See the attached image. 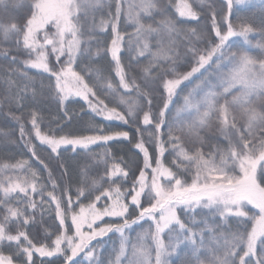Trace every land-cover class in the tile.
Instances as JSON below:
<instances>
[{
    "label": "snow or ice",
    "instance_id": "1",
    "mask_svg": "<svg viewBox=\"0 0 264 264\" xmlns=\"http://www.w3.org/2000/svg\"><path fill=\"white\" fill-rule=\"evenodd\" d=\"M207 2L177 0L172 5L173 17L161 0H0V44L11 45L0 47V55L13 65L22 63L24 70L19 74L29 81L34 80L29 69L46 75L61 105L70 96L80 97L106 121L136 124L139 138L134 147L143 158L135 175L122 166V159L117 162L105 151L96 161L105 165L103 175L86 185L82 181L73 194L71 187L57 182L48 163L38 156L32 135L59 155L62 146L89 151L98 142L128 140L129 132L105 133L104 128L92 126L95 134L57 137L41 130L42 119L35 109L28 113L31 132L25 127L22 111L12 114L21 140L48 177L44 182L27 159L0 163V264H37V254L62 257L64 264H102L92 241L112 232L119 233L120 244L109 264H173L170 258L182 246L193 258L186 264H264V103H257L264 101V42L253 45L249 39L257 31L264 35V23L257 28L239 17L234 23V4L244 0H223L226 13L210 11L215 39L208 40L206 31L184 27L200 18L194 5L203 8ZM11 10H23L22 21L5 22L3 17ZM122 17L133 26L131 34L120 30ZM109 29L110 44L93 53V41ZM126 36L129 53L135 51L137 59H147L143 84L130 77L122 63ZM233 37L242 38L259 54L244 48L233 50ZM181 38L188 41L183 57L178 50ZM201 44L208 46L199 47ZM13 49L27 59L18 60L11 55ZM101 52L110 54L118 83L99 70L88 67L86 71H95L109 94L118 96L115 107H109L95 85L74 69L81 57ZM181 60L190 65L187 71H178ZM157 80L159 88L149 90ZM8 83L14 85L15 81L9 76ZM29 86L25 84L16 96L20 109ZM154 92L160 93L162 103L156 111ZM36 95L33 89V98ZM181 95L183 103L169 121L170 105ZM121 105L125 111L118 110ZM181 113L187 119L180 120ZM213 130L211 138L201 135ZM210 139L217 143L205 151ZM165 153L171 156L168 163ZM59 167L61 175H66L67 168ZM36 195L39 201L34 199ZM37 209L41 217L54 212L59 221L58 232L44 228L40 242L28 232L37 223ZM204 210L213 220L219 217L220 223L197 220ZM106 217L114 220L105 221ZM141 221L150 227L137 234L129 253L126 230ZM53 235L50 245L44 242ZM5 247L12 251L5 254ZM80 254L83 260L76 261Z\"/></svg>",
    "mask_w": 264,
    "mask_h": 264
},
{
    "label": "trees",
    "instance_id": "2",
    "mask_svg": "<svg viewBox=\"0 0 264 264\" xmlns=\"http://www.w3.org/2000/svg\"><path fill=\"white\" fill-rule=\"evenodd\" d=\"M177 2V0H161V4L167 8L168 12L175 17V9L172 7ZM196 10L200 12V18L198 21H188L184 27L191 28L195 27L198 31L207 32V39L214 40V33L211 30V18L210 11L212 9L216 10L218 13H226L227 9L223 3V0H208L207 4L200 8L198 5H194ZM24 11L21 10L17 12L11 10L8 14L4 15L5 22H8L12 19L16 21H22ZM247 18L253 25L257 28L264 23V7L261 5H250L247 7H234L232 20L235 23L237 18ZM160 17L157 16V19ZM219 19V16H218ZM124 21L123 17L121 22ZM133 26L129 28L127 32L132 30ZM110 35V29H109ZM111 39V36H109ZM233 42V50L237 48H244L250 51L253 55H258L259 50L254 47H249L243 43L242 38L233 37L231 38ZM249 39L252 41L253 45L257 42H264V35L259 31L250 34ZM110 41V40H109ZM188 41L181 38L179 40V52L184 55L187 51ZM199 47H207V44L198 45ZM0 47L8 48L11 47L10 44L4 43L0 44ZM11 55H17L18 60L22 61L27 59V56L23 53H17L15 49L12 50ZM191 54L189 53V58ZM63 59V58H62ZM121 60L125 66L126 71L130 77H136L137 83L143 84L141 79L142 69L147 64V59L145 57L136 58L134 52L129 53L127 47L124 45L121 52ZM52 63L55 64V60H52ZM91 67L93 70H99L104 77H110L112 82H118V77L115 76L113 71V64L111 62L110 54L101 53L97 59L88 58L87 60H82L78 63L77 67L74 69L78 72H81L84 75L85 80L90 85H95L94 90L104 99L109 107L117 106L113 101H109L105 93L101 91L102 89L98 87V84L104 83V81H98L96 79V72H88L86 69ZM190 65L184 64V61H179L178 71L184 72L189 69ZM12 69H18V71H11ZM24 70L22 63L11 64L9 59L0 55V163L3 162H15L20 159H27L31 162L33 168L40 172L44 182H47L48 171L44 170L43 166L39 163L37 159L32 157L29 148L25 146V143L20 138L19 125L18 122L13 119V115H20L21 111L24 114V123L26 129L31 132V124L28 123V113L30 110L35 109L42 119L41 130L49 133H54L57 137L60 135H91L95 134L91 131L92 126H99L104 128L105 133L110 131H128L129 139L124 140L123 138L109 141L106 145L103 142H98L97 144L90 145V150L85 151L77 148L76 151H73L71 146H62L59 149V155L51 153L50 149L45 145H40L39 141L35 139L34 134L32 135V143L37 145L36 152L39 157L43 158L46 163H48L49 168L51 169L53 177L60 183L62 186H69L72 188L73 194L75 188L80 186L82 181L84 184L91 182V179L99 178L103 175L105 170V165L102 163H97L99 156L105 151H110L116 158L117 162L121 159L125 162L122 166H127L131 168L135 175H138L139 167L142 166L143 158L142 154H138V150L135 149L134 145L137 141L138 134L136 131V124L129 123L125 125L120 121H106L101 116H96L95 113L91 111L88 104L80 97L70 96L68 100L64 102L63 105L59 103V100L49 85L50 81L47 76H41L36 73V70L29 69L28 75L34 77V80L29 81L25 77L21 76L20 71ZM10 78L15 81L14 85L8 83ZM25 84H29V88L24 94V100L22 101L23 108L20 109L16 105V96L18 92L23 88ZM43 84V87L41 86ZM152 88H159V81L157 80L150 86ZM35 89L37 95L35 98L32 96V91ZM162 91V89H160ZM135 96V92L132 93ZM155 99L153 103V110H158L159 107H162L160 93H153ZM183 95V94H182ZM182 95L174 97V103L170 105V112L168 114V119L171 121L176 117L177 109L183 103ZM143 102V101H141ZM259 103H264V101H258ZM146 107V105H145ZM118 110L125 111L124 107L119 106ZM67 112V117L65 116ZM142 115V113H141ZM70 117V119L68 118ZM187 119V114L181 113L180 120ZM202 136H208L211 138L214 135L213 132L202 131ZM147 134H145L146 138ZM166 139V137H164ZM217 143V140L210 139L208 147L205 148V151H209L213 144ZM222 143V141H221ZM151 151V145H147ZM167 157L166 163L171 160V157L168 153H165ZM60 164H63L67 168V174L61 175L62 169L59 167ZM86 173V176L84 175ZM132 176L130 175L128 184H131ZM107 186V185H105ZM50 189V185H49ZM34 199L39 201L40 197L38 195L34 196ZM87 201H85L86 203ZM54 208V205H53ZM3 211L0 210V218H2ZM184 217L182 216V219ZM197 220L206 218L208 222L211 223H220V218L211 217V214L203 212L198 215ZM114 220V218H105V221ZM36 221L35 225H31L28 228L30 236L36 237V242L43 240V229L47 228L52 233L58 232L59 221L55 219L54 212H45L43 217L40 215V210L36 211ZM70 224V220L67 222ZM230 223H233L230 221ZM140 224H142L140 222ZM140 224L133 225L131 229L126 230L127 236H132L138 233V228ZM234 226V225H233ZM202 227V225H201ZM74 231V230H73ZM71 234V232L69 233ZM54 239V235L50 237L47 241H44L51 244V240ZM120 244V235L119 233H108V235L98 238V240L92 241V245L96 247L97 258L109 254L114 249H117ZM5 254H9L12 250L5 247L3 249ZM37 261V264H40V261H45V264H48L49 261L52 264H64L62 257H39L38 254L34 257ZM203 258V256H202ZM76 261L83 260V254H80L78 257L74 258ZM193 259L187 249L182 248L180 252L176 255H173L172 262L173 264H186L188 260ZM84 264H87L84 261Z\"/></svg>",
    "mask_w": 264,
    "mask_h": 264
},
{
    "label": "rangeland",
    "instance_id": "3",
    "mask_svg": "<svg viewBox=\"0 0 264 264\" xmlns=\"http://www.w3.org/2000/svg\"><path fill=\"white\" fill-rule=\"evenodd\" d=\"M250 5H261L264 7V0H244V3L242 4H234V7H247V6H250ZM233 7V8H234ZM99 17H100V14L97 13V21H99ZM132 25L130 24H127L125 23V21H122L120 23V30L123 32V33H126V31L131 28ZM134 31V28H132V30H130V32H127V34H131L132 32ZM109 32L108 33H102V34H99L98 35V38L97 40H94L93 41V44H92V52L94 53L96 51V48L97 47H100V48H104L106 47L108 44H110V37H109ZM232 41V39H231ZM126 47H127V36L125 37V44H124ZM153 50H155V48L153 47ZM135 53V51H133ZM101 53H104V52H101ZM181 56L183 57V55L181 54ZM94 58V59H97L98 56H95V55H92V56H84V57H81L77 63L74 65V67H77L78 63L81 62L82 60H87L88 58ZM118 82H114V84H116ZM98 87L101 88L103 91V93H105V96H107L108 100L109 101H113L114 103L118 104V96H112L111 94H109V91L108 89L104 86V83H99L98 84ZM121 93H123V90L121 89L120 90ZM121 107H123L121 105ZM171 157V156H170ZM204 212H207V210H204ZM142 224H140V227L138 228V233L142 232L144 229H148L150 227V224L148 222H144V221H141ZM136 233L135 235H132V236H128L129 237V253L131 251V243L135 241L136 239V236L137 234ZM119 248V247H118ZM117 249H114V250H118ZM183 246L181 247L180 250H178V252H180L182 250ZM114 250H112L111 252H109V254L105 255V256H101V257H98V260L102 262V264H109V261L114 259ZM177 252V253H178ZM173 257V256H172ZM172 257L170 259H172Z\"/></svg>",
    "mask_w": 264,
    "mask_h": 264
}]
</instances>
